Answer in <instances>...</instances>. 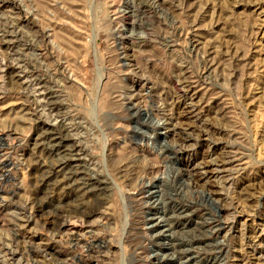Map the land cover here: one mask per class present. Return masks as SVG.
I'll list each match as a JSON object with an SVG mask.
<instances>
[{
  "label": "rangeland",
  "instance_id": "1",
  "mask_svg": "<svg viewBox=\"0 0 264 264\" xmlns=\"http://www.w3.org/2000/svg\"><path fill=\"white\" fill-rule=\"evenodd\" d=\"M183 254L264 264V0H0V264Z\"/></svg>",
  "mask_w": 264,
  "mask_h": 264
},
{
  "label": "bare ground",
  "instance_id": "2",
  "mask_svg": "<svg viewBox=\"0 0 264 264\" xmlns=\"http://www.w3.org/2000/svg\"><path fill=\"white\" fill-rule=\"evenodd\" d=\"M54 1V0H53ZM55 3V2H54ZM57 3V2H56ZM58 4V3H57ZM13 5V4H12ZM55 6H56V4H55ZM62 6H64V5H62ZM11 8H12V6H11ZM13 8H15V7H13ZM61 8V7H60ZM17 9V8H16ZM70 15V14H69ZM61 18V17H60ZM64 18V17H63ZM66 19V18H65ZM68 19V18H67ZM62 20V19H61ZM72 20V19H71ZM55 22V21H54ZM72 22V21H71ZM70 22V23H71ZM56 24V25H55ZM55 24H54V26H58V27H63V26H65L66 24H67V22L65 21V20H63V21H59V22H55ZM56 29V28H55ZM60 31V30H59ZM57 35V34H56ZM57 38H59L61 41H63L65 38H64V36L62 35V34H59L58 33V35H57ZM63 43V45L64 44H67V43H65V42H62ZM66 46H68V45H66ZM86 64V63H85ZM50 103L52 104L53 102H52V100L50 101ZM137 113V112H136ZM152 114V113H151ZM61 132V131H60ZM63 132V131H62ZM61 132V133H62ZM48 133V132H47ZM45 134V133H44ZM53 134V133H52ZM59 135H60V137H61V134L60 133H58ZM58 134H57V136H58ZM48 137V136H47ZM59 137V136H58ZM62 137H63V135H62ZM56 138L53 136V138H52V141H53V146L51 147V145H50V147L51 148H53V150L54 149H58V148H60L61 147V143L63 142V140H64V138H63V140L61 139V138H58V142H56V140H55ZM51 140V139H50ZM51 148H49V150H51ZM59 151V150H58ZM57 152V151H56ZM64 166V165H63ZM73 174V173H72ZM151 194V193H150ZM178 210H180V211H185L186 209H185V206H182V207H178ZM158 223V222H157ZM159 223H161V222H159ZM158 223V224H159ZM157 224V225H158ZM163 228H164V226H162ZM162 228V229H163ZM164 230V229H163ZM162 230V231H163ZM162 234V233H161ZM186 253V252H185ZM189 258V254L188 255H186V254H183L182 255V257H180L179 259H177L175 262L177 263V264H186L185 262H187L188 263V261H189V259H187L186 261H182V259H186V258ZM166 258V257H165ZM164 258V259H165ZM173 258V257H172ZM176 258V257H175ZM214 258V257H213ZM168 259V258H167ZM173 260V259H172ZM174 262V263H175ZM191 262V261H190ZM166 264V263H165ZM172 264V263H171ZM193 264V263H192Z\"/></svg>",
  "mask_w": 264,
  "mask_h": 264
}]
</instances>
